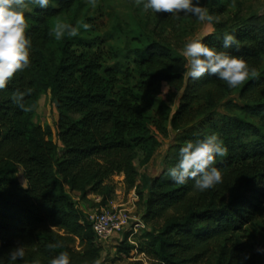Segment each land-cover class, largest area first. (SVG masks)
<instances>
[{
    "label": "trees",
    "instance_id": "trees-1",
    "mask_svg": "<svg viewBox=\"0 0 264 264\" xmlns=\"http://www.w3.org/2000/svg\"><path fill=\"white\" fill-rule=\"evenodd\" d=\"M58 1L59 8L27 15L30 67L0 90V264H9L7 254L20 244L26 255L14 264L35 259L50 264L60 252L69 254L70 264L99 259L102 244L71 193L82 199L97 196L98 205L108 207L116 198L113 179L120 175L128 190L136 188L142 196L140 188L149 189L144 221L151 229L143 232L138 250L156 264H264V251L259 255L234 241L246 224L264 214V145L252 157L228 156L216 162L213 167L221 171L222 182L205 191L194 189L192 180L180 185L167 175L187 142L250 130L246 120L217 112L235 93L247 103L241 106L245 112L264 111V72L258 74L264 62L260 19L228 33L217 24L201 40L256 69L258 75L233 89L208 74L187 81L185 58L163 39L127 46L131 63L117 71L97 49L77 50L64 38L62 58L52 64L47 57L48 19L75 5V0ZM226 33L236 39L227 49L222 45ZM25 87L32 89L26 97L29 112L11 100L13 92ZM171 131L179 142L166 169L157 177L141 176L136 161L140 167L148 165L161 147L159 136L167 138ZM20 168L26 186L18 178ZM242 203L247 208L237 210ZM57 242L63 246L48 247ZM136 248L127 240L121 244L126 254Z\"/></svg>",
    "mask_w": 264,
    "mask_h": 264
},
{
    "label": "rangeland",
    "instance_id": "rangeland-1",
    "mask_svg": "<svg viewBox=\"0 0 264 264\" xmlns=\"http://www.w3.org/2000/svg\"><path fill=\"white\" fill-rule=\"evenodd\" d=\"M200 3L207 7L210 15L216 18L213 22H201L196 17L185 16L183 13L173 16L170 13L145 11L142 5H136L135 0H96L95 6L90 3V0H75L72 9L58 13L48 19L49 33L50 29L57 23L75 26L79 22L81 25L79 34L75 37L66 35L64 38H68L77 50L84 49V46H92L93 50L97 49L104 55L107 66L113 67L117 71H124L131 63L126 52L127 46L137 48L152 40L163 39L182 54L187 42L197 38L200 41L203 40L214 33L217 24L226 26L227 33L257 18L264 26V0H200ZM49 6L59 8V1L50 0ZM36 9H41V7L29 0L28 7L25 9L26 20L27 15ZM84 23L90 25L87 30L82 27ZM63 39L56 40L54 36H51V45L47 50V57L52 64L60 62L62 58L61 44ZM263 72L264 62L258 74ZM186 77L188 81L190 77L187 75ZM167 90V87H164L165 93ZM182 94L183 92H180L174 98L173 112L178 108ZM245 104L247 103L240 99L239 94L235 93L217 109L218 113L225 116L246 120L250 130L243 135L238 134L237 131L227 136L218 133L217 136L223 142V146L227 148V155L217 156L216 162L223 161L228 156H235L238 159L252 157L255 153L263 150L264 111L250 114L241 109V106ZM249 105L256 106L254 104ZM73 118L78 120L80 116L74 115ZM159 139L161 147L148 165L140 167L139 162L136 161L141 176H159L166 169L168 161L175 152L174 146L179 142L177 133L173 131L169 133L167 138L159 136ZM18 178L23 186L27 185L22 168L19 169ZM124 179L123 175L114 177L113 182L117 187V192L112 203L115 206L127 208L132 217L143 222L145 227L138 228V232L133 236L128 235V230L113 235L102 244L99 259L101 264H156L154 260L138 250L140 242L143 241V232L151 229V226L144 221L147 211L146 204L150 196L149 189L140 188L143 193L141 196L137 193L136 188L128 190ZM137 182L138 184L141 183L140 177ZM71 197L88 220L102 210L98 205L100 199L97 196L90 195L86 199H82L78 193H71ZM242 208H247L246 204L242 203L236 207L237 210ZM244 230L243 233L236 236L234 241L247 244L251 252L261 255L260 252L262 251H258V249H262L264 245V214L246 224ZM125 240L137 247L130 254L121 251V244Z\"/></svg>",
    "mask_w": 264,
    "mask_h": 264
},
{
    "label": "clouds",
    "instance_id": "clouds-1",
    "mask_svg": "<svg viewBox=\"0 0 264 264\" xmlns=\"http://www.w3.org/2000/svg\"><path fill=\"white\" fill-rule=\"evenodd\" d=\"M29 0H0V90L7 88L8 83L18 73L30 67L31 40L27 36V20L25 9ZM31 3L47 8L50 0H30ZM95 6L96 0H90ZM137 6L142 5L145 11L155 13H170L173 16L183 13L191 15L201 22H213L216 18L209 14L207 7L202 6L200 0H135ZM79 22L73 26L66 23H57L50 29V35L56 40L63 39L66 35L75 37L79 34ZM82 27L87 30L90 25L84 23ZM236 43L231 34H225L222 40L223 48L227 49ZM185 58V73L193 80L205 74L216 76L218 79L235 89L243 84L249 76L257 75L255 68H249L247 61L240 57L229 55L225 51H218L214 47L192 39L187 42L182 51ZM31 88L17 89L11 95V100L21 111L29 112L32 106L27 104L26 97L30 96ZM227 148L216 134L206 136L203 140L187 142L179 151V161L168 169L167 175L173 182L183 185L189 180L194 182L193 187L205 191L222 182L221 171L213 167L217 156H226ZM60 242L49 244L55 249L62 247ZM264 251V249H258ZM23 244L13 248L8 254L9 264L25 258ZM247 258V257H246ZM32 264H40L39 259ZM50 264H70L69 254L60 252L50 260ZM92 264H101L100 259H95Z\"/></svg>",
    "mask_w": 264,
    "mask_h": 264
},
{
    "label": "built area",
    "instance_id": "built-area-1",
    "mask_svg": "<svg viewBox=\"0 0 264 264\" xmlns=\"http://www.w3.org/2000/svg\"><path fill=\"white\" fill-rule=\"evenodd\" d=\"M100 244L106 242L113 235L128 230L131 236L138 232V228L145 227L143 222L132 217L127 208L112 205L102 208L89 220Z\"/></svg>",
    "mask_w": 264,
    "mask_h": 264
},
{
    "label": "crops",
    "instance_id": "crops-1",
    "mask_svg": "<svg viewBox=\"0 0 264 264\" xmlns=\"http://www.w3.org/2000/svg\"><path fill=\"white\" fill-rule=\"evenodd\" d=\"M164 171V170H163Z\"/></svg>",
    "mask_w": 264,
    "mask_h": 264
}]
</instances>
